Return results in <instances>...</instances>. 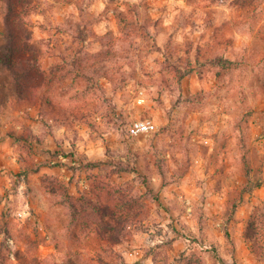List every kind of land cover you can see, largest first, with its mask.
I'll return each mask as SVG.
<instances>
[{
  "label": "rangeland",
  "instance_id": "374dc122",
  "mask_svg": "<svg viewBox=\"0 0 264 264\" xmlns=\"http://www.w3.org/2000/svg\"><path fill=\"white\" fill-rule=\"evenodd\" d=\"M5 13L0 264H264V0Z\"/></svg>",
  "mask_w": 264,
  "mask_h": 264
},
{
  "label": "trees",
  "instance_id": "16d2710c",
  "mask_svg": "<svg viewBox=\"0 0 264 264\" xmlns=\"http://www.w3.org/2000/svg\"><path fill=\"white\" fill-rule=\"evenodd\" d=\"M4 1L6 6V13L4 15V22H5L4 28H5V36L8 44L7 56L10 60L11 66H12L11 61L12 59L15 58L20 59L19 61L16 60L17 65L20 64L21 62L24 64V60H26L25 51L27 44L30 40V38L28 37L29 31L24 21V18L26 15H28L29 8L32 5V0H15L16 4H13L11 0H4ZM11 66H9L10 73L12 72V68H13ZM41 72L42 70L40 68V65H37V68H35L36 75L37 76L40 75ZM12 78L17 80L16 75L15 76L12 75ZM39 78H41V76H39ZM126 206L124 207L128 209V207Z\"/></svg>",
  "mask_w": 264,
  "mask_h": 264
},
{
  "label": "built area",
  "instance_id": "2783aa9c",
  "mask_svg": "<svg viewBox=\"0 0 264 264\" xmlns=\"http://www.w3.org/2000/svg\"><path fill=\"white\" fill-rule=\"evenodd\" d=\"M142 92L140 93V97L137 99V101L139 103L143 102V98H142ZM148 126L145 124V122H138L136 124H134L132 131L134 132H144L147 131Z\"/></svg>",
  "mask_w": 264,
  "mask_h": 264
}]
</instances>
